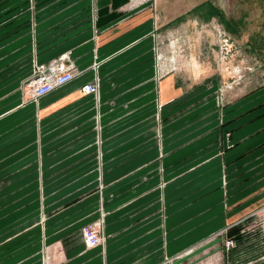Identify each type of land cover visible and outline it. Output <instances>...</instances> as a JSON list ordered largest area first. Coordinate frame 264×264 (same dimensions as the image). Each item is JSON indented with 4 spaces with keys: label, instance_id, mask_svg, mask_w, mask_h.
<instances>
[{
    "label": "crops",
    "instance_id": "crops-1",
    "mask_svg": "<svg viewBox=\"0 0 264 264\" xmlns=\"http://www.w3.org/2000/svg\"><path fill=\"white\" fill-rule=\"evenodd\" d=\"M28 1L0 0V264H167L264 213L263 94L162 61L157 0ZM54 60L76 76L35 101Z\"/></svg>",
    "mask_w": 264,
    "mask_h": 264
},
{
    "label": "rangeland",
    "instance_id": "rangeland-1",
    "mask_svg": "<svg viewBox=\"0 0 264 264\" xmlns=\"http://www.w3.org/2000/svg\"><path fill=\"white\" fill-rule=\"evenodd\" d=\"M36 6L29 0L27 10L34 13ZM157 9L162 61L193 77L218 79L220 92L230 93L233 102L249 93L264 95V0H157ZM33 75L20 88L38 101L30 86ZM100 93L101 83L96 96ZM95 122L100 123L98 113ZM103 217L80 228L88 248L84 234L90 230L97 234L98 245H105ZM238 225L213 231L204 242L189 243L185 253L165 263L264 264V213H256L252 224ZM228 238L235 239L233 247L226 246Z\"/></svg>",
    "mask_w": 264,
    "mask_h": 264
},
{
    "label": "built area",
    "instance_id": "built-area-1",
    "mask_svg": "<svg viewBox=\"0 0 264 264\" xmlns=\"http://www.w3.org/2000/svg\"><path fill=\"white\" fill-rule=\"evenodd\" d=\"M76 76L74 68L67 66L61 61H55L50 66H39L34 70V75L30 80L32 94L34 98L39 99L52 92L54 89L66 85ZM85 94L96 95L99 92L98 77L82 85L80 89ZM85 241L89 247H95L99 243V238L94 231H86L84 234ZM234 238H228L226 246L233 247Z\"/></svg>",
    "mask_w": 264,
    "mask_h": 264
},
{
    "label": "trees",
    "instance_id": "trees-1",
    "mask_svg": "<svg viewBox=\"0 0 264 264\" xmlns=\"http://www.w3.org/2000/svg\"><path fill=\"white\" fill-rule=\"evenodd\" d=\"M235 232H236L235 230H233V229L231 230V234H234Z\"/></svg>",
    "mask_w": 264,
    "mask_h": 264
}]
</instances>
